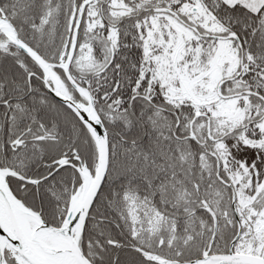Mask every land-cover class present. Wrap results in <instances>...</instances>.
I'll use <instances>...</instances> for the list:
<instances>
[{"label":"snow or ice","instance_id":"6c2138e0","mask_svg":"<svg viewBox=\"0 0 264 264\" xmlns=\"http://www.w3.org/2000/svg\"><path fill=\"white\" fill-rule=\"evenodd\" d=\"M0 264H264V0H0Z\"/></svg>","mask_w":264,"mask_h":264}]
</instances>
